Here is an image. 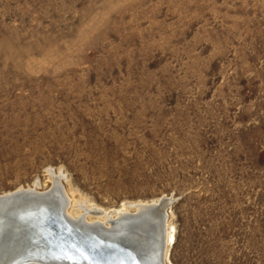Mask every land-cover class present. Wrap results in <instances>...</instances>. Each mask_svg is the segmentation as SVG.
<instances>
[{
    "label": "rangeland",
    "instance_id": "obj_1",
    "mask_svg": "<svg viewBox=\"0 0 264 264\" xmlns=\"http://www.w3.org/2000/svg\"><path fill=\"white\" fill-rule=\"evenodd\" d=\"M56 173L172 197L164 264H264V0H0V194Z\"/></svg>",
    "mask_w": 264,
    "mask_h": 264
},
{
    "label": "water",
    "instance_id": "obj_2",
    "mask_svg": "<svg viewBox=\"0 0 264 264\" xmlns=\"http://www.w3.org/2000/svg\"><path fill=\"white\" fill-rule=\"evenodd\" d=\"M59 190L63 191L61 185ZM52 193L51 188L42 192L19 189L0 195V204L5 206L0 210V219L7 227L0 231V259L6 256L11 258L15 252L16 257L21 253L24 256H20L12 264H30L32 261L41 264H163L167 217L165 210L171 206L174 200L172 197L168 198L167 205L162 203L161 207L151 201L142 206V212L121 215L118 221H113L111 226L107 227L98 222L91 224L82 218L74 219L68 216L63 210L65 196L58 193V198L52 201L50 197L56 192ZM56 210H59V214H56ZM149 212L156 214V218L147 220V223L155 228L154 242L158 245L153 249L156 253L150 250L145 240L128 235L127 231L131 226L146 221L144 217ZM14 233L19 236L27 233L28 238L34 239L35 254L26 253L23 249L30 242H24L14 248L9 246L8 239ZM41 251L47 254L42 256L39 253Z\"/></svg>",
    "mask_w": 264,
    "mask_h": 264
},
{
    "label": "bare ground",
    "instance_id": "obj_3",
    "mask_svg": "<svg viewBox=\"0 0 264 264\" xmlns=\"http://www.w3.org/2000/svg\"><path fill=\"white\" fill-rule=\"evenodd\" d=\"M49 171V170H48ZM54 171V170H53ZM52 186L50 187L51 188V190H53V193L54 192H56V193H52L53 195L50 197V200H55L56 198H58V195H56V194H58L59 193V195H62L63 194V191L61 192L60 190H59V186L61 185L62 186V184L63 183H61V181L59 180L60 179V175H58V173H56V174H52ZM38 181V180H37ZM38 186V185H37ZM34 187V186H33ZM63 188V187H62ZM19 189H24V188H19ZM19 189H16V190H19ZM25 189H30V190H32V189H34V188H26L25 187ZM47 189V188H46ZM35 191H38V188H37V190L36 189H34ZM64 190V189H63ZM66 190V189H65ZM64 190V191H65ZM14 191V190H13ZM13 191H8V192H4V193H2V194H0V195H6V194H10L11 192H13ZM40 191V190H39ZM43 191V190H42ZM41 191V192H42ZM44 191H46V190H44ZM64 195V194H63ZM71 197V196H70ZM76 197V196H75ZM67 198V197H66ZM168 198H170L169 196H162V197H160V198H158V199H155V200H152L153 202H154V204H157V205H160L161 207H162V203H166V205L169 203V201H167V200H169ZM75 199V198H74ZM76 202H78V207H79V209H81L82 210V212H80V213H78L77 215H75V216H73V214H71L70 213V211L68 210V204H69V201H68V199L66 200V203H65V205H64V207H63V210H64V212H65V214H67L68 216H70V217H72V218H74V219H77V218H82V220H86L88 223H91V224H94V223H96V222H98V223H101V224H105L107 227H109V226H111V224H112V222L113 221H118L119 219H120V217H121V215L123 216V215H125V214H127V213H130V212H142L144 209H143V207L142 206H145V205H147V204H149L151 201H138L137 203H134V204H130L129 205V207H126V208H122V209H119V210H117V212L115 213V214H111V213H104L103 211H102V209H98V208H94V207H91V206H86L85 204V201H81V200H75ZM75 202V203H76ZM85 203V204H84ZM129 203H131V202H129ZM128 203V204H129ZM73 205H74V202H73ZM134 206V210L133 211H131L130 210V207L131 206ZM95 206V205H94ZM70 207H71V205H70ZM69 207V208H70ZM73 207V206H72ZM5 208V206L2 204H0V210L1 209H4ZM100 208V207H99ZM58 209V208H57ZM78 209V210H79ZM167 210H168V208L165 210V212H166V214H167ZM57 212H56V214L58 213L59 214V210H56ZM116 211V210H115ZM72 212V211H71ZM46 214L48 213L47 211L45 212ZM3 214V213H2ZM87 215H93V216H95V217H97V218H99V217H102V219H96L95 218V220H89V219H87ZM93 216H91L92 218H93ZM142 216V215H141ZM141 216H139V217H141ZM90 217V216H89ZM147 217V218H146ZM146 217H144V220L146 219V221H141V222H139L138 224H136V225H133V226H131L130 227V229H128L127 231L129 232L128 233V235H132V236H135V237H138V238H140V239H143V240H145V242H147L148 244H149V247H150V250H154L153 251V253H156L155 252V249H153L154 247H156L155 245H158V243H155L154 242V240L156 239L155 237H156V233H155V228H154V226H152V225H150V224H148L147 223V220H151L152 218L154 219V218H156V214L155 213H152V212H149V213H147L146 214ZM0 231L2 232V229H6L7 227L6 226H4L3 225V222H2V220L0 219ZM171 234V232H170V230L168 229V225H167V221L165 220V229H164V247H166V244H167V242H168V239H169V236H171L170 235ZM29 237V235L26 233V234H22V235H18L17 233H14L13 234V236H11L9 239H8V244H9V246H13V248L14 247H16L17 245H21L22 243H24V242H30L29 244H27L26 246H25V248H23L24 249V251L27 253V252H29V254H30V252H31V255H33V254H35L34 253V250L36 249L34 246L36 245L35 243V241H34V239H30V238H28ZM7 244V245H8ZM152 248V249H151ZM19 253H21V251H19ZM39 253H41L42 254V256L43 255H46L47 253L46 252H44V251H41V252H39ZM13 254V259H12V257L11 258H9L10 256H6V257H4V259H0V264H12L14 261H16L20 256H24V255H19L18 257H16V253L15 252H13L12 253ZM36 254H38V253H36ZM164 254H165V248H164V253H163V257H164ZM30 264H41L40 262H38V261H32V263H30ZM157 264V263H156ZM158 264H162V263H158ZM164 264V263H163Z\"/></svg>",
    "mask_w": 264,
    "mask_h": 264
}]
</instances>
